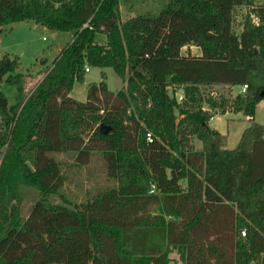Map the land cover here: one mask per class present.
<instances>
[{
  "label": "trees",
  "instance_id": "trees-1",
  "mask_svg": "<svg viewBox=\"0 0 264 264\" xmlns=\"http://www.w3.org/2000/svg\"><path fill=\"white\" fill-rule=\"evenodd\" d=\"M119 4L0 0V26L72 32L26 95L17 57H0V82L17 88L12 104L0 90V264H171L172 251L183 264H264V0H159L124 21ZM85 66L125 86L101 73L77 100ZM225 112L251 120L232 148L209 124ZM60 155L89 173L99 163L104 184L71 198Z\"/></svg>",
  "mask_w": 264,
  "mask_h": 264
},
{
  "label": "rangeland",
  "instance_id": "rangeland-1",
  "mask_svg": "<svg viewBox=\"0 0 264 264\" xmlns=\"http://www.w3.org/2000/svg\"><path fill=\"white\" fill-rule=\"evenodd\" d=\"M159 0H120L119 11L121 20L145 11L155 12L158 9ZM247 10L245 6L236 8L237 20ZM235 29L238 30L235 25ZM72 39V32L68 30L50 29L38 22L30 19L18 20L2 24L0 26V57L8 54L10 57H17V71L23 74L22 85L24 94L31 92L33 87L40 81L52 59L63 49ZM94 40L98 43H106V34L96 32ZM183 52L198 53L199 49L195 45L184 46ZM108 89L116 91L125 86V83L114 73L110 67L88 66V71L84 74L83 81H74L70 95L77 100H85L88 86L92 82L100 81L102 75ZM0 90L3 92L9 104L17 99V88L15 85L0 82ZM220 94L231 93L234 95L240 90L239 86L227 87L224 85H213L205 89ZM176 96L181 95V90L175 92ZM131 106L130 109H132ZM254 121L264 123V101L257 105ZM210 126L215 127L226 135L225 147L232 148L237 143L243 129L251 124V120L241 112H227L226 114H215L209 121ZM193 144L197 148L201 147V142L193 138ZM60 157H63L60 155ZM64 174L65 181L63 188L67 195H73L79 199L83 192L93 190L95 187L104 184L103 178L95 170L99 163H92L93 170L89 173L87 167L78 166L73 163L72 156L64 155ZM27 202L30 203L34 198V193L27 192ZM153 213H162L161 206L152 210ZM171 264H183L175 251L170 252Z\"/></svg>",
  "mask_w": 264,
  "mask_h": 264
},
{
  "label": "built area",
  "instance_id": "built-area-1",
  "mask_svg": "<svg viewBox=\"0 0 264 264\" xmlns=\"http://www.w3.org/2000/svg\"><path fill=\"white\" fill-rule=\"evenodd\" d=\"M253 20H254L255 22L257 21L256 18H254ZM85 70H86V71L88 70V66H85ZM245 87H246V84H243V85L241 86L240 90H241V91H244V90H245ZM180 98H181V95L178 96V99H180ZM211 118H212V117H211ZM145 138H146L147 141H151V140H152L151 133H150V132H146V133H145ZM150 186H151V188H150L149 192H153V191H154V184H151ZM241 234L244 235V231H242Z\"/></svg>",
  "mask_w": 264,
  "mask_h": 264
},
{
  "label": "water",
  "instance_id": "water-1",
  "mask_svg": "<svg viewBox=\"0 0 264 264\" xmlns=\"http://www.w3.org/2000/svg\"><path fill=\"white\" fill-rule=\"evenodd\" d=\"M101 130L103 131V132H106L107 130H108V127L107 126H101Z\"/></svg>",
  "mask_w": 264,
  "mask_h": 264
},
{
  "label": "crops",
  "instance_id": "crops-1",
  "mask_svg": "<svg viewBox=\"0 0 264 264\" xmlns=\"http://www.w3.org/2000/svg\"><path fill=\"white\" fill-rule=\"evenodd\" d=\"M227 112L223 113V114H226ZM215 116V115H214Z\"/></svg>",
  "mask_w": 264,
  "mask_h": 264
}]
</instances>
